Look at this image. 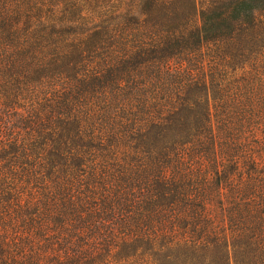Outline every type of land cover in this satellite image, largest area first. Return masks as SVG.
Here are the masks:
<instances>
[{
    "label": "trees",
    "instance_id": "1",
    "mask_svg": "<svg viewBox=\"0 0 264 264\" xmlns=\"http://www.w3.org/2000/svg\"><path fill=\"white\" fill-rule=\"evenodd\" d=\"M0 264H264V0H0Z\"/></svg>",
    "mask_w": 264,
    "mask_h": 264
}]
</instances>
